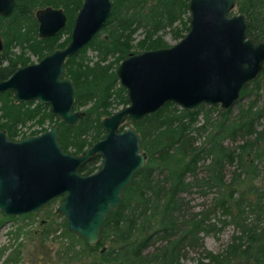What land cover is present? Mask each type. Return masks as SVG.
Instances as JSON below:
<instances>
[{
    "label": "trees",
    "instance_id": "16d2710c",
    "mask_svg": "<svg viewBox=\"0 0 264 264\" xmlns=\"http://www.w3.org/2000/svg\"><path fill=\"white\" fill-rule=\"evenodd\" d=\"M187 1L113 0L105 25L64 64V74L74 86V109L82 108L83 119L67 126L46 107L15 103L11 92L5 91L0 93V129L13 137L18 126L33 121L42 130L50 118L64 151L78 154L89 147L103 137L100 119L127 103L114 75L117 63L129 53L167 46L161 35L166 29L181 37L187 30ZM58 2L63 3L68 16V33L69 20L80 0H15L11 14L0 17V79L27 61V57L11 51L14 46L40 57L56 43L57 36L36 37L33 11ZM234 8L248 21L247 36L264 40V0H235ZM137 30L142 35L135 40ZM87 48L94 51V60L86 57ZM2 60H6L5 66H1ZM259 79L264 84V64L241 88L239 99L252 94L257 97L264 88ZM212 111L218 115L215 120ZM230 111L200 105L190 112L165 103L134 123L146 160L124 188L119 205L105 218L99 240L87 245L65 232L82 240L88 264H184L188 250L194 248L201 250V256L193 264H264V185L252 184L258 176L264 177V126L257 129L255 125L264 116V103L260 107L251 102L239 106L238 113L228 118ZM198 136L203 139L197 142ZM237 138L240 144L224 145L226 139ZM98 162L95 155L79 166L78 172L89 174ZM199 162L204 169L201 176ZM226 165H234L229 181L224 179ZM212 187L215 195L209 207L182 214L183 193L197 188L205 195ZM218 211L224 216L221 222L230 223L234 231L224 249L212 253L204 250L202 236L217 230L209 220ZM248 216L253 221H247Z\"/></svg>",
    "mask_w": 264,
    "mask_h": 264
},
{
    "label": "water",
    "instance_id": "95a60500",
    "mask_svg": "<svg viewBox=\"0 0 264 264\" xmlns=\"http://www.w3.org/2000/svg\"><path fill=\"white\" fill-rule=\"evenodd\" d=\"M13 3L0 0V16H8ZM234 5L235 0H188V28L182 38L169 47L123 57L114 74L125 89L127 104L100 120L103 137L81 154L62 149L54 124L17 142L0 130V213L33 212L59 197L55 212L62 215L66 230L95 245L105 218L145 163L146 153L131 125L165 103L190 112L200 105H218L225 111L259 74L264 40L247 36L248 21L243 13H231ZM110 8L111 0H83L69 42L0 80V93L12 92L16 103L49 105L51 114L66 125L80 122L84 113L73 110V84L62 77L63 62L102 27ZM35 18L40 37L64 27L60 9H39ZM124 122L129 126L119 131ZM96 153L99 167L88 175L79 173L78 167Z\"/></svg>",
    "mask_w": 264,
    "mask_h": 264
},
{
    "label": "rangeland",
    "instance_id": "374dc122",
    "mask_svg": "<svg viewBox=\"0 0 264 264\" xmlns=\"http://www.w3.org/2000/svg\"><path fill=\"white\" fill-rule=\"evenodd\" d=\"M231 13H237L235 8L232 9ZM141 35L140 30H137L133 37L136 40ZM161 35L168 45H172L178 40L168 29L162 32ZM85 55L88 60L95 59L94 51L91 48L86 49ZM30 60L35 61V56L30 57ZM259 81L262 83L263 80L259 79ZM258 93L257 97L252 94L239 99L230 107L231 111L227 117H234L238 113L239 106L246 107L250 102L255 103L256 107H260L264 103V88L259 90ZM213 106L218 108V105ZM217 117V113L212 111L211 118L215 120ZM198 121H201L200 116ZM31 122H26L24 126L17 127V129L20 132H28L35 129L36 126L31 124ZM255 125L257 129L264 126V116L260 117ZM42 126L47 127L48 123L45 122ZM202 139V136H198L197 142ZM241 142L239 138L235 141L226 139L224 145L233 147ZM233 168L234 165L225 166L224 179L226 181L230 180ZM203 170L202 164L199 162V176L203 174ZM252 184L262 187L264 185V177L258 176ZM196 189L182 194L185 202L182 209L183 215L209 207L215 195V188L213 187L207 190L205 195H202ZM58 203L59 197H56L49 204L27 216L8 218L0 214V264H88L89 260L84 258L83 251L86 248L82 240H77L65 233L67 230L64 219L62 215L55 212ZM222 219H224V216L219 211L215 212L214 215H210L209 222L214 223L217 230L214 233L202 236L204 250L218 253L229 242L234 227L230 223L223 224L221 222ZM247 221L251 222L253 220L248 216ZM200 254V249H189L186 258L183 260L184 264H193L200 258Z\"/></svg>",
    "mask_w": 264,
    "mask_h": 264
},
{
    "label": "flooded vegetation",
    "instance_id": "af4514ba",
    "mask_svg": "<svg viewBox=\"0 0 264 264\" xmlns=\"http://www.w3.org/2000/svg\"><path fill=\"white\" fill-rule=\"evenodd\" d=\"M82 1L83 0H80V2H79V6H78V8L74 11V14L71 16V19L69 20L70 21V30H69V32L67 33L66 31H65V29H66V26H67V24H68V16H67V13H66V11H65V9H64V7H63V3H61V2H58V5H52V4H50V5H44V6H42V7H37V8H35L34 9V11H33V17H34V20H35V26H36V37L38 38V39H51V38H55L56 36H57V38H56V43L54 44L53 43V45H52V43H51V41H50V45H52L51 46V48H50V50L49 51H47L46 53H44V54H42L40 57L37 55V54H33V53H31L27 48H25V49H21L20 47H18V46H14L13 48H11V51L13 52V53H18V54H22L24 57H27V61L24 63V64H21V63H19V64H17V66H16V68L14 69V70H12L8 75H7V77L6 78H8L17 68H19V67H23V66H27V65H30V64H34V63H37L40 59H42L46 54H48L49 52H51L52 50H55V49H60V48H63L68 42H69V40H70V33H71V29H72V27H73V23H74V19H75V17H76V14H77V12H78V10L80 9V7H81V4H82ZM14 2H15V0H14ZM112 3H113V0H111V8H110V13H109V15H108V17L106 18V20H105V22L103 23V25H102V27L105 25V23H106V21L108 20V18H109V16H110V14H111V10H112ZM187 3H188V1H187ZM13 6H14V3H13ZM45 7H50V8H54V9H60L61 11H62V13H63V15H64V17H65V21H64V27L63 28H61V29H59V30H57L53 35H50V36H47V37H40V36H38V22H37V20H36V18H35V12L37 11V10H39V9H43V8H45ZM12 10H13V7H12ZM12 10H11V12H12ZM238 13V12H237ZM11 14V13H10ZM9 14V15H10ZM8 15V16H9ZM8 16H6V17H8ZM0 17H2V16H0ZM101 27V28H102ZM100 28V29H101ZM187 28H188V11H187ZM99 29V30H100ZM98 30V31H99ZM187 31V30H186ZM185 31V32H186ZM185 34V33H184ZM183 34V35H184ZM183 35L181 36V37H179V38H177L178 40L180 39V38H182L183 37ZM94 36V35H93ZM92 36V37H93ZM67 37H68V39H67ZM91 37V38H92ZM177 40V41H178ZM176 41V42H177ZM65 42V43H64ZM175 42V43H176ZM60 43H64L62 46H58V47H56V44H60ZM87 43V42H86ZM85 43V44H86ZM84 44V45H85ZM84 45H82L75 53H77ZM173 45V44H172ZM169 46H171V45H167V46H165V47H169ZM159 48V47H158ZM2 49H3V39L0 37V52L2 51ZM154 49V48H153ZM146 50H148V49H146ZM141 51H143V50H141ZM138 52H140V51H138ZM138 52H132V53H138ZM74 53V54H75ZM132 53H129V54H132ZM129 54H127V55H129ZM73 55V54H72ZM72 55H70V56H72ZM32 56H35V61H31L30 60V57H32ZM70 56H68V57H70ZM68 57H66L65 59H64V62H63V68L65 67V61H66V59L68 58ZM125 57V56H124ZM119 63V62H118ZM117 63V64H118ZM5 64H6V60H2V62H1V66H5ZM117 66V65H116ZM115 69V68H114ZM64 70H65V68H64ZM115 75V74H114ZM62 77H66V78H68V79H70L69 77H67V76H65V74L63 73V75H62ZM116 77V76H115ZM6 78H4V79H6ZM4 79H0V80H4ZM117 79V78H116ZM70 81H71V79H70ZM72 82V81H71ZM117 82H118V80H117ZM73 84V83H72ZM247 84V83H246ZM118 85H119V83H118ZM120 86V85H119ZM123 88V87H122ZM124 89V88H123ZM124 91H125V89H124ZM5 92V91H4ZM125 96H126V93H125ZM11 98H12V92H11ZM126 101H127V98H126ZM14 102V101H13ZM24 102H32V103H38V102H36V101H33V100H30V101H24ZM16 103V102H15ZM17 103H19V102H17ZM39 104V103H38ZM127 104V103H126ZM125 104V105H126ZM40 106L41 107H46V109L49 111V114L51 113L50 112V107H49V105H44V104H40ZM120 107H122V106H120ZM120 107H118V108H120ZM117 108V109H118ZM117 109H115V110H117ZM73 110H77V111H83L82 110V108H78V109H74V86H73ZM115 110H113L112 112H114ZM83 113H84V111H83ZM110 115V114H109ZM150 115V114H149ZM108 116V115H107ZM54 117H56V116H54ZM83 117H84V114H83ZM83 117H82V119H83ZM105 117V116H104ZM146 117V116H145ZM58 118V117H57ZM103 118V117H102ZM101 118V119H102ZM144 118V117H143ZM143 118H141V119H143ZM59 119V118H58ZM81 119V120H82ZM100 119V120H101ZM140 119V120H141ZM50 118L47 120V123H48V126L47 127H43V129L41 130V126H37L36 124H33V121L31 122V124H33V125H35L36 127H35V129H32V130H30V131H28V132H20L18 129H17V131H16V134H15V136H13V137H10V136H8V134L6 133V131L4 130V129H0V130H3L4 131V134H5V136L8 138V139H10V140H12V141H14V142H17V141H20V140H22L23 138H25V137H29V136H34V135H39L41 132H44V131H46L51 125H56L55 123H51L50 124ZM60 120V119H59ZM140 120H138V121H140ZM61 121V120H60ZM138 121H136V122H138ZM62 122V121H61ZM63 123V122H62ZM79 123V122H78ZM77 123V124H78ZM135 123V122H134ZM134 123L131 125L133 128H134ZM65 124V123H64ZM99 124H100V121H99ZM25 125V124H24ZM23 125V126H24ZM66 125V124H65ZM67 126H69V125H67ZM75 126V125H74ZM127 126H129V124H127L126 122H124L122 125H120L119 127H118V130L120 131V130H122L123 128H125V127H127ZM18 127H20V126H18ZM101 127V126H100ZM102 129V128H101ZM135 129V128H134ZM56 130H57V126H56ZM136 130V129H135ZM33 131H35V132H33ZM103 131V130H102ZM137 131V130H136ZM32 132V133H31ZM138 132V131H137ZM19 133V134H18ZM103 134H104V132H103ZM138 135H139V133H138ZM57 138H58V136H57ZM101 139V138H100ZM139 139H140V135H139ZM99 140V139H98ZM59 142V141H58ZM93 144V143H92ZM91 144V145H92ZM61 145V144H60ZM90 145V146H91ZM89 146V147H90ZM88 147H86V148H84L80 153H78V154H74V155H79V154H81L85 149H87ZM63 149V148H62ZM142 149V148H141ZM65 152H69V151H65ZM145 152V151H144ZM69 153H71V152H69ZM71 154H73V153H71ZM95 155H98V157H99V162H98V164H97V166H96V168L92 171V172H94L98 167H99V164H100V155L99 154H94V155H92L89 159H87L85 162H87L88 160H90V159H92ZM146 160V159H145ZM84 162V163H85ZM83 164V163H82ZM81 164V165H82ZM80 165V166H81ZM78 170V169H77ZM139 171V170H138ZM92 172H90V173H92ZM80 173V172H79ZM89 173V174H90ZM82 174V173H81ZM135 174V173H134ZM133 174V175H134ZM83 175H88V174H83ZM132 178H133V176H132ZM53 200V199H52ZM50 203V200L49 201H47L44 205H42L40 208H42L43 206H45V205H47V204H49ZM40 208H38L36 211H38ZM36 211H33V212H28V213H24V214H19V215H5L6 217H8V218H13V217H15V216H27V215H30V214H32V213H34V212H36ZM1 214V213H0ZM1 215H3V214H1ZM4 216V217H5Z\"/></svg>",
    "mask_w": 264,
    "mask_h": 264
}]
</instances>
